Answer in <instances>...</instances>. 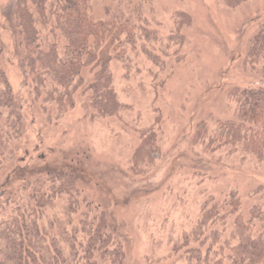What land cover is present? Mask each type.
Segmentation results:
<instances>
[{"label": "rangeland", "instance_id": "374dc122", "mask_svg": "<svg viewBox=\"0 0 264 264\" xmlns=\"http://www.w3.org/2000/svg\"><path fill=\"white\" fill-rule=\"evenodd\" d=\"M92 9L103 20L121 11L118 25L135 26L133 40L122 30L109 62L120 104L113 114L91 99V66L72 98L46 100L49 82L36 95L23 70L15 0H0L2 66L23 113L14 156L0 169V210L18 206L30 192L24 184L54 173L62 192H52L42 227L84 229L80 241L102 233L103 264H199L191 251L204 258L210 246L214 264L234 215L203 226L205 212L236 192L247 216L264 185V159L228 127L238 121L237 91L264 85V62L250 54L264 0H92ZM216 229L225 236L214 243Z\"/></svg>", "mask_w": 264, "mask_h": 264}, {"label": "trees", "instance_id": "16d2710c", "mask_svg": "<svg viewBox=\"0 0 264 264\" xmlns=\"http://www.w3.org/2000/svg\"><path fill=\"white\" fill-rule=\"evenodd\" d=\"M15 9L16 31L24 53L23 70L30 75L37 96H42L49 82L51 89L46 100L50 97L60 102L63 97L72 98L76 85L81 83L83 67L91 66L92 71L96 69L95 79L89 86L96 109L102 115L120 109L112 88L109 62L120 54L122 30H129L132 40L135 30L128 22L125 28L118 25L121 11L105 20L96 19L92 0H15ZM250 54L252 59L264 62V24L253 37ZM2 56L0 46V169L13 158L23 127L20 102L3 70ZM237 95L238 121L228 126L229 136L235 142H246L247 148L263 160L264 85L246 87L238 90ZM58 178L50 173L39 184H24L30 192L20 198L18 206L10 212L5 207V214L0 210V264H103L104 254L109 249L106 245H97V238H103L102 233L99 236L89 233L91 238L80 241V233L89 236L84 229L72 227L68 231L56 222L57 225L50 224L49 231L42 227L52 192H60L55 186ZM254 195L257 200L247 209V216L241 212L236 192H230L223 202L214 203L205 212L203 226L218 215L217 219L221 220L234 215L231 234L226 235L219 248L224 257L214 264H264V185L259 186ZM7 196L10 203L13 195ZM65 234L68 236L63 239ZM210 235L214 243L225 236L218 229ZM211 250V246L203 249L204 258L201 250L191 252L199 264H209L212 263Z\"/></svg>", "mask_w": 264, "mask_h": 264}]
</instances>
